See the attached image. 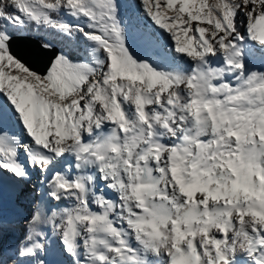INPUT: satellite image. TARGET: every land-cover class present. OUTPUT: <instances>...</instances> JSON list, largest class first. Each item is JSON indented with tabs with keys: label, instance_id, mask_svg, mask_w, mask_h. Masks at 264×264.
I'll use <instances>...</instances> for the list:
<instances>
[{
	"label": "bare ground",
	"instance_id": "1",
	"mask_svg": "<svg viewBox=\"0 0 264 264\" xmlns=\"http://www.w3.org/2000/svg\"><path fill=\"white\" fill-rule=\"evenodd\" d=\"M135 6L127 2L124 7L131 14L134 28L138 29L139 46L156 44V38L140 32L141 26L149 27L158 41L167 38L156 25L148 5L145 2L140 5V17ZM232 35L230 32L221 37L208 34L209 42L213 41L217 47L209 46L193 56L175 51L177 77L172 85L150 96L142 95L139 88L133 89L131 95L138 102L137 108L124 102V98L119 103L110 90L112 86L104 82L107 104L94 108L93 114L85 123H79L74 132L58 130L53 134L47 127L44 112L38 115L40 132H33L31 98L21 86L6 93L13 113L1 107L3 119L10 125L2 128L0 135V169L20 177L26 184L18 202L34 219L33 224L25 221V228L9 231L11 243L17 242L28 252L32 229L46 218L55 221L59 206L72 203L74 209L85 210L97 201L94 218L87 217L78 226H63L66 231L60 235L63 248L72 250L77 258L84 257L86 264H264V205L258 202L259 197L228 189L213 192L205 185L197 186L202 144H196L184 162L179 161L184 147L202 131H210L214 138L222 137L219 154H215L218 143L214 142L204 158V164L206 161L212 164V177L214 170L228 176L226 164L221 163L224 160L231 170L242 161L245 144L237 136L231 118L217 115V110L223 107L207 108L203 103L206 94L211 100L232 98L237 71L230 67L229 57L224 63L226 68H221V54L230 50L232 55H239L241 49H249L252 44L249 30L244 36ZM258 51L264 59V48ZM114 60L118 65L115 56ZM200 73L213 78L219 75V79L208 90ZM110 109L117 115L126 110L137 125L132 134L126 125H121L119 145L98 150L96 141L91 144L90 132L95 128L104 132L105 124L101 122L110 117H104L102 112L108 113ZM139 110L153 124L145 121ZM17 112L22 113L21 119ZM16 117L26 128L27 138L23 141L19 138L21 129L11 124ZM155 122L160 145L156 149ZM134 149L137 156L133 154ZM214 161L224 168L216 166ZM145 166L149 167V176L142 180L141 171ZM171 167L184 173V177L171 176ZM53 178H57L58 184L53 185ZM188 202L193 207L185 211ZM174 211L178 216L170 215ZM213 243H218L217 250L210 247ZM43 256L40 249L28 255L24 262L14 264H35Z\"/></svg>",
	"mask_w": 264,
	"mask_h": 264
},
{
	"label": "rangeland",
	"instance_id": "2",
	"mask_svg": "<svg viewBox=\"0 0 264 264\" xmlns=\"http://www.w3.org/2000/svg\"><path fill=\"white\" fill-rule=\"evenodd\" d=\"M6 1L16 13L4 20L10 24L14 23L18 34L35 33L36 30L44 45L48 47L55 46L53 42L64 36L71 41L73 49L84 50L87 55L77 60L59 50L43 76L29 70L19 61L23 67H8L7 63L3 62V50H7L6 40L11 36L13 28L2 26L0 135L2 128L10 125L3 119L4 111L1 107L8 113H13L5 94L18 86L31 98L33 132H40L39 112L46 114L47 127L53 134L58 130L74 132L79 123H85L93 114L94 108H102L107 104L103 93L104 82L112 86L110 90L119 103H122L124 98V102L128 101L133 108H137L138 102L131 95L133 89L139 88L142 95L144 93L150 96L159 94L161 89L172 85L177 77L175 51H179L181 55L193 56L201 49L217 47L213 41L212 44L209 42L208 34L216 33L221 37L230 32L232 36H244L249 30L252 39L249 49H241L239 55H232L230 50L221 54V68H226L224 63L229 57L232 61L230 67L236 68L237 71L231 89L232 98L224 101L223 97L211 100L209 94L203 97L205 107H223L217 110V115L231 118L237 136L245 144L242 161L231 170L224 160L221 163L226 164L228 176H222V171L214 170L212 177V164L208 161L204 164V158L211 152L214 142L218 143L215 154H219L222 137L214 138L210 136V131L195 135L194 140L184 147L182 159L179 161L184 162L193 147L202 144V153L198 154V162L202 167L197 186L205 185L213 192L222 189L243 192L248 197H259L258 202L264 205V59L259 57L258 51L264 48V0H62L57 4H45L42 0ZM127 2L136 4L138 17L141 15L140 5L145 2L156 20V25L167 34V38L158 41L149 27L141 26L140 32L156 38V44L152 47H140L138 29L134 28L131 14L124 7ZM2 5L3 1L0 0V8ZM114 56L118 65H115ZM200 79L209 90L219 79V75L213 78L200 73ZM65 107H68V110ZM156 110L159 113V110ZM106 111L102 112L103 116L109 115L110 118L101 122L105 124L104 132L100 133L97 128L90 132L91 144L96 141L98 150L119 145L121 125H126L130 134L137 125L133 124L124 109L118 115L111 109L104 113ZM139 113L145 121L153 124L143 111L139 110ZM17 117L21 119L22 113L17 112ZM17 117L11 120V124L21 129L19 138L23 141L27 138L26 128ZM112 124H116V128L112 129ZM154 125L156 149L160 146L156 137L159 129L158 123L155 122ZM96 134L99 135L95 137ZM147 145L148 143L146 147L149 150ZM19 146L21 147V144ZM133 154L137 156L136 149ZM215 161L216 166L224 168ZM116 163L117 166L120 164L118 159ZM172 164L175 165L176 162L172 161ZM37 171L40 172V169ZM170 173L171 176L184 177V173L177 172L172 167ZM55 184H58L57 178H53V185ZM7 187H10L8 191L5 190ZM25 187L27 186L20 177L0 169V264L22 263L28 255H33V252L40 249L43 250L44 256L35 264H86L84 257L77 258L72 250L63 248L60 235L66 231L63 226H78L87 217L94 218L97 215V201L90 203L85 210L74 209L72 203L64 207L59 206L55 221L46 218L32 229L31 249L25 252L17 242L11 243L9 240L11 229L25 228V221L28 224L34 222L25 206L18 202L22 190H26ZM192 207L193 203L188 202L184 210L190 211ZM170 215L178 216V212H171ZM50 236L54 237L52 241L49 240ZM210 247L217 250L218 243L210 244Z\"/></svg>",
	"mask_w": 264,
	"mask_h": 264
},
{
	"label": "water",
	"instance_id": "3",
	"mask_svg": "<svg viewBox=\"0 0 264 264\" xmlns=\"http://www.w3.org/2000/svg\"><path fill=\"white\" fill-rule=\"evenodd\" d=\"M8 53L26 68L43 76L58 54V47L45 46L41 40L26 34L11 35L6 40ZM149 170L143 168L142 180L147 179Z\"/></svg>",
	"mask_w": 264,
	"mask_h": 264
},
{
	"label": "trees",
	"instance_id": "4",
	"mask_svg": "<svg viewBox=\"0 0 264 264\" xmlns=\"http://www.w3.org/2000/svg\"><path fill=\"white\" fill-rule=\"evenodd\" d=\"M2 1H3V5L0 8V13L2 15V18H0V28L2 26L3 27H7V28H13V30H11V32H10L11 35L18 34L19 31H18V28L16 27V25L14 23L10 24L6 20H4L5 18L13 16L16 13V10H14L13 7L6 0H2ZM42 1L45 4H57V3L61 2L62 0H42ZM7 25H11V26H7ZM15 29H17V31H15ZM32 33H34V32H32ZM32 33L26 32L25 34L29 35V36H32V37L38 38L44 44L43 39L40 37V35H38V32L36 30H35L34 34H32ZM62 37L63 38H61L59 40H55L53 43L55 44V46L58 47L59 50L65 51V53L70 58L80 60L85 55H87V53H85L84 50H81V49L75 50V49H73L71 41L68 40L67 37H64V36H62ZM3 53H4L3 62H6L8 67H23L22 64H20L16 59H13L9 55L7 50H3Z\"/></svg>",
	"mask_w": 264,
	"mask_h": 264
}]
</instances>
